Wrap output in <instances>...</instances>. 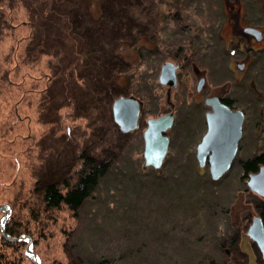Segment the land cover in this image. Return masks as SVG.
Returning a JSON list of instances; mask_svg holds the SVG:
<instances>
[{
  "label": "rangeland",
  "instance_id": "374dc122",
  "mask_svg": "<svg viewBox=\"0 0 264 264\" xmlns=\"http://www.w3.org/2000/svg\"><path fill=\"white\" fill-rule=\"evenodd\" d=\"M87 1L95 18L103 15V6L105 14L111 4L139 6L132 28L136 37L119 42L121 56L105 55L107 65L123 74L117 85L107 88L103 81L97 85L98 104L88 120L75 119L72 109L62 108L56 124L45 123L49 106L41 98L50 86L48 59L21 58L26 43L21 36L28 29L20 22L28 18L21 6L9 15L10 27L0 40V208L8 205L9 214L4 224L7 238L1 228L0 237L11 244L23 242L16 241L21 235L7 234L6 223L17 217L30 222L38 237L31 247L39 264H264L261 251L247 236L264 195L248 190L237 162L264 149V65L253 75L228 70L227 65H233L227 64L228 56L236 48L229 31L228 18L233 16H227L224 0ZM242 1L264 16V0ZM116 13L123 15L109 11ZM217 31L222 39L215 36ZM180 32L185 33L182 39ZM180 45L182 53L191 50V58L178 87L180 94L171 97L175 125L167 132L171 144L163 167L156 171L143 166L142 132L148 118L167 110L160 66L167 52ZM199 75L206 83L201 96L195 97ZM110 91L113 100L105 104L103 98ZM226 91L236 98L237 108L254 102L257 110L246 116L233 165L222 178L212 180L209 165L199 166L193 145L205 132L207 109L202 97ZM121 96L140 102L139 124L133 130L122 132L113 120L112 104ZM159 101L165 107L160 112ZM81 149L86 156L95 149L102 161L109 162L108 171L77 211L65 205L46 211L43 188L81 170L82 160L77 159ZM2 216L0 211V227ZM31 217L37 218L35 224L28 220ZM26 245L24 264H34Z\"/></svg>",
  "mask_w": 264,
  "mask_h": 264
},
{
  "label": "trees",
  "instance_id": "16d2710c",
  "mask_svg": "<svg viewBox=\"0 0 264 264\" xmlns=\"http://www.w3.org/2000/svg\"><path fill=\"white\" fill-rule=\"evenodd\" d=\"M5 1L3 3V0H0V40L10 27L9 15L21 6L28 18L20 22L28 29V32L21 36L26 41L20 54L21 58L29 62L40 61L43 57L48 59L50 86L46 88V93L41 98L42 103L49 106L45 108L49 111L50 121L45 120V123L56 124L59 119L58 111L62 108L72 109L75 119L88 120L98 104L95 100V96L99 93L96 92L97 85L102 81L106 82L107 88L108 85L109 87L117 85V77L123 74L118 71V67L107 65L105 55L121 56L118 50L119 42L127 41L131 36L136 37V34L132 33V28L135 27L134 12L139 10V6L131 2L128 4L120 2L122 3L120 8L117 6L119 3L111 4L106 14L103 6V15L95 18L90 15L88 10L90 4L87 0ZM110 10L113 13L119 10L123 15L120 18L117 17V13L109 14ZM138 35V38L143 36ZM135 47L132 51H135ZM113 93L107 92L102 102L106 104L107 100L110 104ZM111 123V127L115 126L113 122ZM112 130H115L114 127ZM107 145L109 143L105 142V146ZM95 151L94 149L91 151L94 152L93 154L86 156L81 149L80 155H77V159L82 160L81 170L71 172L62 182L48 183L43 188L42 202L46 211L59 209L62 205L70 211H77L83 201L92 196L100 178L109 169V162L102 161L101 155ZM258 160L264 161V155L247 163L246 167L254 165L253 163ZM259 210L264 219V204ZM21 218L8 219L7 234L12 237L29 235L36 246L38 237L35 230L31 229L30 222ZM37 218L31 217L28 220L35 224ZM24 246L25 242L11 244L0 237V264L5 260H9V264H24Z\"/></svg>",
  "mask_w": 264,
  "mask_h": 264
},
{
  "label": "water",
  "instance_id": "95a60500",
  "mask_svg": "<svg viewBox=\"0 0 264 264\" xmlns=\"http://www.w3.org/2000/svg\"><path fill=\"white\" fill-rule=\"evenodd\" d=\"M252 30V29H250ZM253 31V30H252ZM255 31V30H254ZM176 77L174 68L169 64H164L159 75V83L162 85H175ZM112 113L115 124L121 130H133L137 125L138 104L133 99L121 96L113 101ZM206 105L210 106L212 111L206 114L207 132L203 135L197 146V161L199 166L209 165V174L212 180H218L223 177L232 166V162L237 154L238 144L242 137L243 114L240 111H231L217 97H211L206 100ZM147 126L142 132L144 150L142 153L143 166L152 167L154 170H160L164 160L167 157L169 148V136L165 135L167 130L173 126V114H166L155 119L146 120ZM248 187L259 195H264V167L256 175H251L247 182ZM3 212L1 221V230L4 234V224L9 214L8 205L0 208ZM247 236L252 239L257 248L261 251L264 260V227L261 217L253 219L249 226ZM26 241V255L31 258L34 264H39V259L32 249L31 237L21 235L16 241Z\"/></svg>",
  "mask_w": 264,
  "mask_h": 264
},
{
  "label": "flooded vegetation",
  "instance_id": "af4514ba",
  "mask_svg": "<svg viewBox=\"0 0 264 264\" xmlns=\"http://www.w3.org/2000/svg\"><path fill=\"white\" fill-rule=\"evenodd\" d=\"M222 5L224 6V9L227 12V16L231 15L233 16L232 18H228L229 20V31L231 32L230 37L233 38L235 42V50H232V56L229 55V62L227 64L230 63L233 65H227L228 70H230L231 72L237 71L239 73H251L253 75V71L257 70L259 67H261V65H264V16L262 15V12H255L253 10H251V8H248L249 4L247 2H244L242 0H234V2H232L231 0H224ZM236 7V13L234 14V8ZM224 11L223 9L221 10V12ZM259 11V10H258ZM259 13V14H258ZM235 16V17H234ZM234 20V22H232ZM234 23V24H233ZM252 29V30H250ZM255 30V31H254ZM182 33V32H180ZM185 33H182L181 39L184 38ZM216 37H220L218 31L215 34ZM215 37V38H216ZM222 39V37H220ZM174 40H178L176 38H174ZM189 45V44H188ZM187 45V46H188ZM186 46V47H187ZM180 46L178 47H174V50H169L167 52L168 55L166 58V61L160 66V73H161V69L162 66H164V64H169L170 66H172V68H174V75L176 77V82L175 85L170 86V85H161V88L164 89V100L165 103L167 105V110L165 113H162L158 116H156L155 118L159 117V116H165L166 114H170L173 112V121H174V117H175V110H174V102L172 101L171 97L176 95V93H179V86L180 83L182 82V78H185V76L183 75L184 73H186V68H187V64L190 62V56L188 55V52L191 51L190 49L184 53H182L180 51ZM219 49V48H218ZM193 51V49H192ZM221 55L223 53V56L227 55L226 52L224 51H220ZM229 54V53H228ZM220 55L218 56V60L220 59ZM169 59V60H168ZM168 60V61H167ZM224 60V58H223ZM219 62H221V59L219 60ZM223 64V63H221ZM264 69V68H263ZM197 71V70H196ZM205 73V70H202V74ZM160 75V74H159ZM244 75V74H242ZM241 75V77H242ZM200 77L197 80V83L195 85V91H196V95L195 97H197L198 95L201 96L202 90L205 88V77L204 75H199ZM234 76V75H233ZM251 76V75H247ZM261 83V82H260ZM263 84V88H264V81L262 82ZM180 94V93H179ZM211 97H217L219 102H221L223 105H225L227 108H229L231 111H240L243 114V125L246 119V116H251L252 112H256L257 107L254 106V102L253 103H248L249 106L246 105H242L241 109L237 108L236 106H234L233 102L236 101L235 97H232L230 95L227 94V91L224 92H214V93H209L207 95H205L203 99V105L204 107L207 109V111L204 113V125H205V129L203 132V134L200 136V139L197 141L196 140V145H193L194 151L193 153L196 155L197 157V146L200 143L201 138L203 137V135L207 132V120H206V114L209 113L210 111H212L210 106L206 105V100L211 98ZM264 99V97H263ZM258 104L260 103L259 101H257ZM137 104L140 105V102L137 101ZM163 105H161L160 101L158 102V104H156V110L159 111H163L162 109L165 108L163 107ZM139 107V106H138ZM140 107L138 108V118H137V125L138 126V121H139V117H140ZM250 111V113H249ZM160 112V111H159ZM255 114V113H254ZM253 114V115H254ZM252 115V116H253ZM154 118V119H155ZM149 119V118H148ZM175 125V121L173 123V126ZM243 125H242V129H243ZM172 126V127H173ZM135 127V128H136ZM172 127L170 129H172ZM168 129L167 132L170 130ZM244 130V129H243ZM123 132V130H122ZM166 132L165 135H168V133ZM169 136V135H168ZM243 138V131H242V137ZM240 139V142L242 141ZM170 137H169V143H170ZM240 142L238 144V149L241 147L240 146ZM171 144V143H170ZM254 152L249 155L248 157H245V159H239L237 162L240 165L241 168V173H242V178L245 179V183L247 184L249 177L251 175H256L261 168L264 167V161L262 160H258L255 163H253L254 165L252 166H248L246 167L247 163H251L252 161H255L256 158L261 157L262 155H264V149H255L253 150ZM239 152V151H238ZM237 152V153H238ZM237 156V155H236ZM235 156V158H236ZM234 158V159H235ZM234 162V161H233ZM232 162V163H233ZM207 162H205V166H207ZM233 165V164H232ZM249 167H252V169H249ZM248 185V184H247ZM248 190L251 191V189L248 187ZM254 193V192H253ZM256 194V193H255ZM258 216L261 217L262 220V224L264 227V219L262 216V212H258Z\"/></svg>",
  "mask_w": 264,
  "mask_h": 264
},
{
  "label": "bare ground",
  "instance_id": "6f19581e",
  "mask_svg": "<svg viewBox=\"0 0 264 264\" xmlns=\"http://www.w3.org/2000/svg\"><path fill=\"white\" fill-rule=\"evenodd\" d=\"M23 242H25L26 243V241H23ZM33 242V241H32Z\"/></svg>",
  "mask_w": 264,
  "mask_h": 264
}]
</instances>
